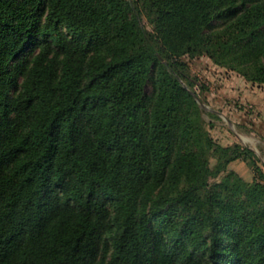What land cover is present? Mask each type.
Returning a JSON list of instances; mask_svg holds the SVG:
<instances>
[{
    "label": "trees",
    "instance_id": "trees-1",
    "mask_svg": "<svg viewBox=\"0 0 264 264\" xmlns=\"http://www.w3.org/2000/svg\"><path fill=\"white\" fill-rule=\"evenodd\" d=\"M203 59L264 84V0H0V264H264Z\"/></svg>",
    "mask_w": 264,
    "mask_h": 264
},
{
    "label": "rangeland",
    "instance_id": "rangeland-1",
    "mask_svg": "<svg viewBox=\"0 0 264 264\" xmlns=\"http://www.w3.org/2000/svg\"><path fill=\"white\" fill-rule=\"evenodd\" d=\"M206 60V59H205ZM204 59L195 62L192 72L205 84L209 92L219 98L221 94L241 95L230 97L231 103L250 100L253 104L245 102L243 110L238 111L240 103L236 104L237 111L229 113L211 99L210 105L201 104L207 111L203 116L209 123L208 129L212 137L222 145L240 143L254 151L258 163L264 170V84L246 81L237 72L225 67L212 65ZM245 111V112H244ZM215 113L212 117L209 113ZM241 124L243 129L237 126ZM216 159L211 158V165ZM229 168L237 171L245 180H252L250 168L242 160H235Z\"/></svg>",
    "mask_w": 264,
    "mask_h": 264
}]
</instances>
